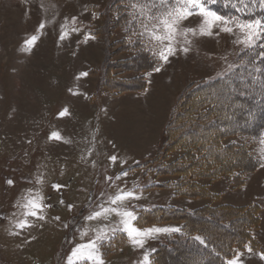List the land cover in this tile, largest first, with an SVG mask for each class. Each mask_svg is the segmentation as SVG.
<instances>
[{
    "label": "rangeland",
    "instance_id": "obj_1",
    "mask_svg": "<svg viewBox=\"0 0 264 264\" xmlns=\"http://www.w3.org/2000/svg\"><path fill=\"white\" fill-rule=\"evenodd\" d=\"M174 6L175 0H0V264H142L145 254L151 264V253L177 231L145 237L140 247L131 243L117 213L87 217L118 208L133 213L136 228L180 229L174 221L138 226L137 216L155 206L194 209L223 203L259 208V222L251 229L254 244H245L225 264L234 258L237 264H264V130L257 137L224 138V144L243 143L258 166L240 185L226 175L198 180L217 193L214 199L175 195L171 186L177 176L157 175L154 162L179 95L193 82L226 73L261 32L250 45L238 42L245 33L231 18L256 19L224 14V5L213 7L209 0L205 7L228 18L226 26L233 31H221V25L201 35L203 17L193 10L178 25L175 55L165 62L159 51L169 42L161 45L151 33H162V27H154L156 17ZM33 36L36 40L26 43ZM132 52L140 63L129 60ZM149 57L157 62L152 67ZM139 74L145 79L142 89L131 82L134 90L125 91L129 85L121 90L119 78L126 82ZM99 75L105 86L97 90ZM54 132L59 138L51 137ZM176 155L169 154L167 162ZM118 190L134 196L111 204L109 197ZM30 197L42 204L37 216L25 215L23 204ZM92 241L95 249H79V259L72 256L78 245ZM89 252L99 261L88 259Z\"/></svg>",
    "mask_w": 264,
    "mask_h": 264
},
{
    "label": "trees",
    "instance_id": "obj_2",
    "mask_svg": "<svg viewBox=\"0 0 264 264\" xmlns=\"http://www.w3.org/2000/svg\"><path fill=\"white\" fill-rule=\"evenodd\" d=\"M138 1L149 3V0ZM211 1L213 7L224 5L226 10L221 8L224 14L236 13L242 19H256L264 23V0ZM132 53L131 61L137 57V52ZM148 59L151 67L157 63L150 57ZM136 60L141 62V58ZM236 61L222 75L191 83L179 95L172 109L154 162L157 175L177 176V182L171 186L175 195L214 199L217 194L211 193L198 180H215L226 175L234 185H240L244 174L258 166L257 160L243 143L224 144L223 140L237 134L257 137L264 130V32ZM102 80L99 75L97 90L105 86ZM127 81L119 78L117 82L123 88L121 90L126 85L129 87L125 91L140 90L145 85L141 74ZM110 89L119 91L114 87ZM172 152L178 155L167 162ZM258 211L256 205L234 206L225 203L193 210L155 206L141 210L136 222L142 227L168 221L180 224V230L167 235L165 242L151 253V264L190 261H197V264H225L226 259L245 244H254L251 229L259 222ZM232 223L235 225L233 228ZM197 236L201 237L203 243L195 239Z\"/></svg>",
    "mask_w": 264,
    "mask_h": 264
},
{
    "label": "snow or ice",
    "instance_id": "obj_3",
    "mask_svg": "<svg viewBox=\"0 0 264 264\" xmlns=\"http://www.w3.org/2000/svg\"><path fill=\"white\" fill-rule=\"evenodd\" d=\"M167 0H161V3H166ZM209 2V0H175L174 7L170 8L167 12L159 14L156 19L159 20L158 25H154V27H162V33L157 34L155 32L151 33L153 39L158 40L161 42V45H163L164 41H168L169 43L167 45H163L159 51V58L165 62H167L168 57L171 55H175L176 49L173 46L172 41L174 40L178 25L180 22L184 19H186L188 16H191L193 14V10L198 9V14L203 17V21L200 25V34L201 35H211V28L214 26H221V31L231 33L233 31V28L227 27L226 25L230 22L228 18L218 15L216 12L211 11L205 7V4ZM134 8L137 7V5H133ZM140 7H143L142 5ZM75 20V18H73ZM151 19V18H150ZM231 21L235 23V26L238 27L241 32L245 33L243 42L247 45H250L255 42L256 38H259L260 32H264V23H262L260 20L256 21H244L240 22L236 17H232ZM43 27V24L40 25ZM78 29H73V31H77ZM185 32H193L195 34L194 29H185ZM64 38V35H61V39ZM36 40V37L33 36L30 40L26 41V43L31 44L33 41ZM188 48H182V51L187 52ZM154 71H160V68L154 69ZM81 76L87 75L86 73H81ZM66 112V109L60 113L61 116H63ZM264 135V134H262ZM51 137H58L57 133H52ZM50 137V138H51ZM261 143L264 144V139L261 140ZM264 151V150H262ZM109 159L113 162L116 161L117 157L111 156ZM121 175H127L126 172H122ZM119 178V177H117ZM110 179V178H109ZM8 183H12L11 181H8ZM54 188H59V185H53ZM134 196V193L131 191H122L118 190L117 193L114 196L109 197L111 204H117V202H122L126 199L132 198ZM42 201V197L40 198ZM63 203V201H61ZM23 207L28 209V211L25 213V215H32L37 216L38 212L37 209L42 210V204L35 198L30 197L27 199V202L23 204ZM71 208V205H69ZM107 212H115L118 215L122 217L121 223L124 226V230L127 231L128 236L130 237V241L135 246H143V238L149 237L155 233L160 232H170V231H179L178 228H160V227H152V228H146V229H139L134 226H132L131 221L135 219L133 213L131 211L127 210H120L118 208H102L100 211L93 212L91 215L87 217V219H95L99 216H101L104 213ZM43 218L42 216L40 217ZM59 219V217H57ZM26 225V221L20 222L18 225L19 227L23 228ZM102 238V237H98ZM196 240H200L201 243H203V240L201 237L197 236L195 237ZM96 244L95 241L90 242L88 245H78L76 249H73L72 256H76L77 259L81 258V253L79 252V249L83 248H90L95 249ZM251 251V249H248ZM88 259H96L99 261V257L95 255L94 252L87 253ZM261 258L264 259V253L261 254ZM71 262V257L69 258ZM99 264H102V261H99ZM142 264H149V258L147 254L144 256V260ZM227 264H237V259L234 258L233 260H230L227 262Z\"/></svg>",
    "mask_w": 264,
    "mask_h": 264
},
{
    "label": "crops",
    "instance_id": "obj_4",
    "mask_svg": "<svg viewBox=\"0 0 264 264\" xmlns=\"http://www.w3.org/2000/svg\"><path fill=\"white\" fill-rule=\"evenodd\" d=\"M204 185H206V184H204ZM207 187H208V185H207ZM211 192V191H210ZM211 193H214V192H211ZM214 194H217V193H214ZM218 196V195H217ZM225 204H230V203H225ZM203 206V205H202ZM201 207V206H200ZM186 209V208H185ZM195 209V208H194ZM188 210H193V209H188Z\"/></svg>",
    "mask_w": 264,
    "mask_h": 264
}]
</instances>
